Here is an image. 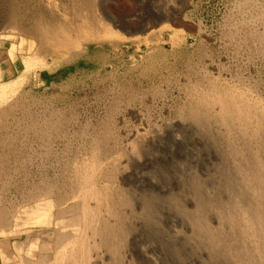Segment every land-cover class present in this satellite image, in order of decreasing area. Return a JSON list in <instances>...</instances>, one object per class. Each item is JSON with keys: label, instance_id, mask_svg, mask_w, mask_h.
<instances>
[{"label": "rangeland", "instance_id": "1", "mask_svg": "<svg viewBox=\"0 0 264 264\" xmlns=\"http://www.w3.org/2000/svg\"><path fill=\"white\" fill-rule=\"evenodd\" d=\"M34 1L0 0V213L12 221L9 233L0 226V264H55L59 235L97 241L87 190L98 217L141 233L161 264H212L192 262L184 227L206 204L220 210L242 196L239 115L224 122L216 102L227 94L264 116V0H107L119 26L102 5L91 16L112 35L89 33L83 51L56 61L21 42L12 20L35 18ZM74 180L85 191L71 192ZM123 251L109 264L139 263Z\"/></svg>", "mask_w": 264, "mask_h": 264}, {"label": "bare ground", "instance_id": "2", "mask_svg": "<svg viewBox=\"0 0 264 264\" xmlns=\"http://www.w3.org/2000/svg\"><path fill=\"white\" fill-rule=\"evenodd\" d=\"M35 1L37 2V6L34 7V12L37 14L35 18L21 19L19 18L21 16H18L12 20L16 24L18 31H20L21 42L27 41L30 45H35L36 47L38 46L37 48L40 51L42 48H45L46 51L50 52L55 61L57 57L60 56H58L59 53L74 54L83 51L86 45L90 44H88L85 40L86 35L89 33H92L94 40L98 37L100 38L101 35H108V37L109 35H112L113 31L110 25L103 22L102 24H99L98 20H100V18L98 20L95 19L97 22L92 19L91 14H94V10H97L98 12L97 7L99 5H102V9L105 11V13H103L106 14V16L112 20L116 26H119L118 23H116L119 22V19H117L112 12H109L110 10L108 7H103V5L106 6L105 2L107 0H79V5L82 8L75 9V12L73 10V13L65 11L62 0ZM154 1L155 0H149V3L154 4ZM71 6L73 5L71 4ZM70 14V19L72 21L67 22V17ZM31 15H33V13ZM122 22H125V24L131 23V20L125 19V21ZM216 103L220 105L222 120L224 122L230 120L229 114L232 110L239 115V124L234 125L231 131L238 134L239 145L242 150L241 155L238 154L240 155V159H235L239 171L238 173L241 177V181H239V183L241 182L240 188L242 196L240 198L238 197L239 199L235 205L233 204L231 207L226 206V209L222 207L223 209L219 208L220 210H218L213 208V206H207L206 204V206H203L200 209L196 208L197 211L195 209L196 214L193 218L190 216V218H192L191 220L187 215V218L190 221L186 222L187 224L185 223L186 227L184 228L192 233L193 242L191 243H193V247H195L197 251V253H195V257L190 258L192 262L198 263L201 259H206L207 257L209 260H206L212 264H218V262L223 264H264V116H261L254 106H250L247 111L243 101L238 102L233 97H229L227 94L219 96ZM232 144L234 143L231 141L230 146H232ZM229 149H232L236 154L235 149ZM232 150L230 151L232 152ZM256 150H258L257 153H255ZM74 178L76 179L77 176ZM70 179L68 178L67 180ZM74 181L72 183H75L77 180L75 182ZM65 183L64 185L66 188L68 186L67 183ZM76 183L77 184L70 185L71 192L81 191L75 187H80L85 191V185L83 186L80 181H77ZM66 192L67 191L65 189H62L60 195L63 197H60L61 199L65 197ZM108 194L111 196V202L116 200L115 195L113 196L112 193ZM41 195L44 196L45 193ZM57 195L58 193L56 196ZM46 197L35 200L46 201ZM85 198L84 207L87 209L86 217L89 218V225L95 227L92 234L97 241L91 244L90 241H88L87 235L79 237H72L71 235L57 236L53 243L54 248H52L54 249L53 253L56 257H59L58 262L55 264H109L113 261L117 262L121 258L123 259V257H121V251L125 247L126 251H123L124 253L126 252V254H124L125 257L135 260L138 258L140 264H159L162 262L160 260L158 262V260H155L151 255H149L144 248V250L142 249L141 233H128V230L125 231L127 232L125 233L122 229L121 230L123 232L120 231V226L122 225H119L112 220V213H109V215L104 219H100L98 217L96 207H92L88 203L89 200L94 198L92 190H87ZM56 201L58 202V200ZM188 201L190 204H193L195 202V197H189ZM61 204L62 200L61 203L59 202L56 205L60 206ZM6 213H0V226L4 227L1 232L3 235L9 233L7 230L8 228L6 227L12 224V221ZM186 230L184 233H186ZM155 258L157 259V257ZM27 263L37 264L38 262Z\"/></svg>", "mask_w": 264, "mask_h": 264}]
</instances>
